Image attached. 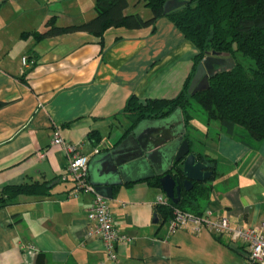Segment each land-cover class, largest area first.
<instances>
[{"label":"crops","instance_id":"crops-1","mask_svg":"<svg viewBox=\"0 0 264 264\" xmlns=\"http://www.w3.org/2000/svg\"><path fill=\"white\" fill-rule=\"evenodd\" d=\"M94 3L0 0V188L25 181L48 186L44 195H21L0 207V264H255L245 245L225 235L194 232L191 224L171 231L155 213L162 191L135 174L113 186L107 199L115 227L132 242L118 243L110 260L102 241L87 234L92 194L69 197L68 156L52 143L54 133L90 158L117 145L129 124L127 99L174 97L197 53L167 17L140 29L108 28L102 38L85 31L33 35L50 17L58 25L92 18ZM126 11L150 16L140 0L129 1ZM193 117V127L185 126L197 141L192 148L215 159L217 171L202 210L211 219L258 226L264 221V140L251 147L218 122Z\"/></svg>","mask_w":264,"mask_h":264},{"label":"trees","instance_id":"trees-1","mask_svg":"<svg viewBox=\"0 0 264 264\" xmlns=\"http://www.w3.org/2000/svg\"><path fill=\"white\" fill-rule=\"evenodd\" d=\"M130 0H95V15L85 21L58 25L50 17L43 31H34L37 40L76 31L89 32L99 38L108 28L140 29L154 26L161 17L169 18L183 36L196 48L190 73L181 90L171 98L139 100L131 95L123 108L128 119L124 135L143 119L161 118L180 108L185 126H192L193 108L199 106L207 123L216 121L220 130L235 136L248 146L264 140V0H191L164 13L166 0H140L150 12L144 18L139 12H127ZM208 55L225 58L221 67L208 76V88L191 94L188 86L198 64ZM226 56V57H225ZM4 103L0 102V106ZM193 127V126H192ZM91 138L96 137L90 133ZM191 152L197 160L207 155L194 151L196 139L185 134ZM98 138H96L97 140ZM255 143V144H254ZM206 159V158H205ZM212 176L204 182L194 181L189 190L181 188L178 202L156 205L160 221L171 218L174 209L200 215L201 201L210 196L212 179L217 175L215 159ZM174 177L184 179L181 163H176ZM147 183L160 189L157 178ZM48 191L45 181H25L6 184L0 188V207L13 202L21 195H44Z\"/></svg>","mask_w":264,"mask_h":264},{"label":"water","instance_id":"water-1","mask_svg":"<svg viewBox=\"0 0 264 264\" xmlns=\"http://www.w3.org/2000/svg\"><path fill=\"white\" fill-rule=\"evenodd\" d=\"M191 0H166L164 13L179 8ZM219 57L208 55L197 66L188 86V92L208 88V76L215 66L221 67ZM186 128L180 108L161 118L143 119L115 146L90 158L89 182L106 199L112 196V187L136 179L157 178L160 190L173 202L180 199L181 188L189 190L194 181L204 182L212 176V164L207 159L197 160L185 138ZM181 163L184 179L174 177L176 163Z\"/></svg>","mask_w":264,"mask_h":264},{"label":"built area","instance_id":"built-area-1","mask_svg":"<svg viewBox=\"0 0 264 264\" xmlns=\"http://www.w3.org/2000/svg\"><path fill=\"white\" fill-rule=\"evenodd\" d=\"M22 64L27 66L31 63L28 57H22ZM53 144L61 145L65 150L68 160L66 173L63 177L72 184L69 197L77 198L81 192L92 194L90 205L86 208L88 221L87 234L99 238L110 260L116 259L115 248L120 242L130 243L132 237L117 230L108 200L99 195L94 186L89 182L88 164L90 157L79 150V146L66 143L59 132L53 136ZM99 152L95 149V154ZM41 155L40 157H42ZM170 199L163 193L156 197L154 206L167 204ZM169 229L174 231L192 225V231L198 232L206 229L216 235L227 236L232 242H239L248 249V258L255 264H264V221L258 226H243L231 224L227 216L210 217V211L204 210L200 215L174 209L171 218L167 221Z\"/></svg>","mask_w":264,"mask_h":264},{"label":"rangeland","instance_id":"rangeland-1","mask_svg":"<svg viewBox=\"0 0 264 264\" xmlns=\"http://www.w3.org/2000/svg\"><path fill=\"white\" fill-rule=\"evenodd\" d=\"M131 1V0H130ZM226 57V56H225ZM221 58V57H220ZM225 58H223L222 57V61H225L224 60ZM224 63V62H223ZM193 114L195 115V117L196 118H205V116L203 115V113H202V111H201V109L199 108V106H197L196 104H195V106H194V108H193ZM192 137V136H191ZM194 138V137H193Z\"/></svg>","mask_w":264,"mask_h":264}]
</instances>
